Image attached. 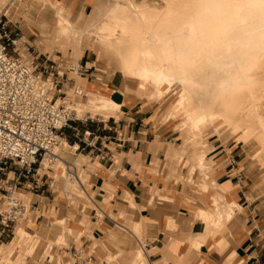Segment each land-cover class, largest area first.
<instances>
[{
    "label": "bare ground",
    "instance_id": "1",
    "mask_svg": "<svg viewBox=\"0 0 264 264\" xmlns=\"http://www.w3.org/2000/svg\"><path fill=\"white\" fill-rule=\"evenodd\" d=\"M36 1L56 11L53 41L65 50L72 45L79 58L80 47L86 41L83 48L97 57L102 54L115 61L121 81L139 91L148 89L149 99L155 97L160 101L166 93L173 92L172 107L158 118L162 123L178 121L175 130L183 141L178 147L169 146L170 155L178 156V162L187 161L189 170L195 172L190 175L198 174L203 186L210 179L203 143V131L207 128H212L218 136L235 137L239 143L251 147L252 161L264 170V8L259 0H160L163 5L159 7L146 1L115 0L94 11L87 22L83 18L72 21L66 7L52 0ZM75 66H79L78 60ZM75 77L78 79V74ZM83 91L84 84L78 80L73 93L67 95L66 108L76 118L120 119L119 104L90 92L84 96ZM60 142L55 150L57 159L50 165L45 162L40 174L52 169L53 187L63 180L59 186L65 192L68 206H76V201L86 207V201L94 204L82 177L77 175L85 158L78 156L69 168L66 158L75 154L77 146H70L63 139ZM175 177L183 180L185 174ZM68 189L75 193H66ZM125 200L130 209L137 207L130 195ZM232 203L227 205L224 197L216 194L214 211H200L197 218L211 233L218 231L238 212L239 206ZM51 218L44 233L36 234L29 245L23 243L27 248L43 238L49 239L50 231L56 232L57 223L62 225V230L54 233L57 235L54 241L57 243L64 237L69 240L71 219L66 214ZM118 227L136 242L144 237L141 222L132 220ZM24 234L28 236L25 231ZM138 245V249L135 245L129 249L132 250L128 262H122L119 252L112 253L108 263L150 264L145 247ZM192 247L198 249L199 243L194 242ZM5 264L10 261L7 259Z\"/></svg>",
    "mask_w": 264,
    "mask_h": 264
},
{
    "label": "crops",
    "instance_id": "2",
    "mask_svg": "<svg viewBox=\"0 0 264 264\" xmlns=\"http://www.w3.org/2000/svg\"><path fill=\"white\" fill-rule=\"evenodd\" d=\"M52 2L65 6L75 20L85 19L84 14L90 6V0ZM8 14L6 11V18ZM21 35L23 36V32ZM57 55L53 56L54 61L63 60ZM77 60L87 71L78 76V80L84 84L83 95L87 92L101 93L121 107L120 119L103 123L101 130L88 129L85 126L92 134L88 140L76 138L73 134L69 140L64 137L72 146L79 147L77 152L81 154L85 152L87 155L96 156V150L101 147L109 150L108 154L112 156L108 163L97 161L90 166L89 193L95 207L98 208L97 204L101 206L98 209L103 216L99 218L96 213L90 212L89 220L85 219L79 214L80 210L66 204L64 194L61 196L53 190V185L40 193H29L32 196L31 203L37 205L43 215L41 219L33 217L24 228L28 233L29 244L34 241L36 234L44 233L49 227V216L66 214L71 219V236H75L78 242L76 244L71 240L67 246L72 249L82 248L85 256L90 255V264L99 261L106 264L109 261L112 253L110 247L118 244L115 229L118 225L129 224L132 220L142 223L150 264H264V228L261 227L264 225V216L261 215V206L257 203L264 195L261 191L264 170L261 169L259 176L251 163L248 147L239 142L232 141L225 145L218 139H203L207 150L206 159L209 161L210 179L207 186H203L199 175H190V172L183 173L187 174V178L177 180L176 174H181L177 164L184 160L178 162V156L172 158L168 148L170 145L178 147L182 143L180 133L154 124L157 115H151L143 100L126 93L129 86L119 82L115 74L107 75L96 64L92 55L83 52ZM207 130L203 131V135ZM84 141L90 146L94 144V148H85ZM79 156L86 159V156ZM70 157L66 158L67 162L76 159V155ZM82 167L84 171L85 166ZM47 179L52 184V178L47 176ZM190 179L195 185L187 182ZM216 194L223 196L227 205L231 202L237 204L239 210L235 211L227 224L224 223L218 231L211 233L210 228L197 218V214L207 209L214 211ZM129 195L137 205L135 209H130L127 205L125 198ZM145 198H148V203H145ZM61 226L57 223V233L51 230L50 240L43 238L34 246L38 248L40 242L44 245L46 241H54L57 237L55 234L62 230ZM14 240L15 231L13 239L0 245V248L9 247L13 243L18 248L17 245L21 244ZM192 242L199 243V250L192 247ZM97 245L106 252L105 257L101 252L95 251ZM37 248L32 256L27 252L19 253L13 261L22 257L24 264H40L45 248L42 254L39 250V255L31 260ZM118 251L121 253L122 262H128L129 253L125 254L126 251L121 249Z\"/></svg>",
    "mask_w": 264,
    "mask_h": 264
},
{
    "label": "built area",
    "instance_id": "3",
    "mask_svg": "<svg viewBox=\"0 0 264 264\" xmlns=\"http://www.w3.org/2000/svg\"><path fill=\"white\" fill-rule=\"evenodd\" d=\"M2 18L5 19L2 22ZM18 37V39H17ZM22 46V47H21ZM29 56L25 59L21 55ZM7 53V55H6ZM25 56V55H24ZM87 71L54 61L24 41L18 24L0 16V191L4 208L0 211V243L12 240L16 226L42 218L37 205L20 198V192L40 193L51 188L46 174H40L44 163L53 164L58 155L63 131L71 128L73 114L67 110V95L76 85V74ZM76 138L92 137L87 129L75 132ZM85 148H94L86 141ZM79 147L75 150L77 152ZM95 159L108 163L109 150L99 147ZM69 168L72 164H68ZM12 175V178L9 176ZM75 264H90L82 248H65Z\"/></svg>",
    "mask_w": 264,
    "mask_h": 264
},
{
    "label": "rangeland",
    "instance_id": "4",
    "mask_svg": "<svg viewBox=\"0 0 264 264\" xmlns=\"http://www.w3.org/2000/svg\"><path fill=\"white\" fill-rule=\"evenodd\" d=\"M113 1H115V0H90V6L88 7L87 12L84 14L85 22L89 21L90 16L94 11H97V9L102 8L106 4H109ZM135 1H137L138 3L145 2V1L148 3L150 2L149 3L150 5H156L158 7L163 5L160 0H135ZM101 5H103V6H101ZM0 6H1L0 7V16L5 14L6 11H8L9 14L7 15V18H8L7 20L10 21L12 24H18V26L21 30V33L23 32V37H25L24 41H27L28 43L32 44L36 48V51H39L41 54H50L52 57L55 54H58L57 56L60 57L61 59H63L64 61H66L69 66L76 64V62H77V50L72 45L69 46L67 48V50H64V47L62 45H60L58 43L56 44L53 41V38H54L55 33H56L55 25H54V20H55L54 18L56 16V11L51 6L45 5V3L38 2L36 0H7V1L6 0H0ZM3 9H4V11H3ZM75 19H76L75 17H71L72 21H75ZM4 21H5V19L2 18V22H4ZM26 21H28V22H26ZM86 44H87L86 41H83L82 47H80L81 52L82 53L86 52L87 54L92 55L93 60L96 62V64L98 66L100 65L102 67V70L105 71V73L107 75L111 76L112 74H115L117 80L119 82H121V75L116 68L115 61L109 59L106 56L102 57V54H100V56L97 57L89 49L83 48L84 45H86ZM21 54H22V56L25 55L23 52V49H21ZM23 57L25 59L29 58V56H27V55H25ZM76 81H78V79H76ZM122 86L124 87L123 83H122ZM126 89H128V92H126V93H129L130 95L131 94L135 95L137 98L143 100L148 105V107L151 111V115H154V116L157 115V119L154 122V124H157L159 126H163L164 128H167L169 130L177 132L175 130V126L178 123V121H171L169 123L161 124L162 122L158 118V116L162 112H165L169 108L172 107L173 102H174V97L172 96L173 92L166 93L164 95L163 99L158 101V100H156L157 98H155V97L151 98V99L148 98V96H147L148 89L139 91L135 86H132V85ZM96 94L98 96L105 97L101 93H96ZM142 94H143V96H142ZM84 96H85V94H84ZM75 101H79V100L76 99ZM68 102H69V99H68ZM73 119H74V121L71 124V128L63 131L62 139L65 140L66 142H68V140L72 138L71 137L72 134L75 136L76 131H80L82 133V130L86 129L85 126H87L88 129L99 128L101 130V128L103 127V123L108 122V121H103L102 119H99V118H89V117L76 118V115L74 113H73ZM112 120L113 119H111L110 121H112ZM164 124H166V125H164ZM207 129H205V130H207ZM99 132H101V131H99ZM64 137H67V139L68 138L69 139L66 140ZM203 139L206 141H208L209 139H218L225 145L228 144L229 142H232V141L238 142L237 138H235V137L231 138V137H228L226 135H222V137L219 138L217 136V134L214 133L213 129H208L204 133ZM178 143H180V142H178ZM67 144H69L70 146L73 145V144H70L69 142ZM158 146H159V144H158ZM248 149H249L248 154L250 156L251 163H252L253 167L256 169L257 173H259V176H261V168H260L261 166L256 161H252L251 155H252L253 150L251 147ZM74 155H76V160H78L79 155L86 156V159L81 163V165L85 166V169H84V171H83V168L81 169V171L77 170V175L79 178L82 177L81 181L83 183V186L85 189H87L89 191V189H90V183H89V181H90V166L93 162H97L98 159L94 160L95 154L87 155V153H85V152H83L82 154L80 152H75ZM72 163L73 162H68V164H72ZM177 165H178V171L182 174L185 172L195 173L193 170L192 171L189 170L190 167L188 166L187 161H182ZM48 170L43 171V172H44V174H46V176H48L49 178H52L50 175V172H52V169H48ZM197 176H198V174H197ZM9 178H12V175H10ZM185 178H187V174L185 175ZM262 180L264 182V178H262ZM62 181L63 180H61V182L57 181L54 184L53 190H56L57 193L60 194L61 196L63 194L65 196V192L62 190V186L61 185L59 186V183L62 184ZM187 182L189 184H192L190 180H188ZM66 193L73 195L75 192L72 193L71 189H68ZM20 195H21L20 198H22L23 200H27L28 202H31L32 196L30 194H27V193L21 191ZM89 196L92 198L90 193H89ZM77 203H78V201H76V206H77ZM86 203L88 204L87 207L84 206L83 203H78V207L80 206V209L78 207L76 208V206H71V208H75V210L77 209L78 211L80 210L81 212L79 211V214L87 220H89L90 212H93V214L96 213L98 217L102 218L101 216H99L100 210L98 208L99 207L101 208V206L99 204H97L98 208H96L95 204H90L87 201H86ZM3 208H4V200H2V197L0 196V211ZM70 216L73 218L72 215H70ZM57 217H59V216H57ZM50 218L51 217L49 216L47 224H50V220L52 219V218L51 219ZM27 225L28 224L18 225L16 230H15L14 242L21 244V245H17L18 248L14 247V243L9 247L2 246L0 248V264H5V261L7 259L10 261V264H24V262L22 261L23 258H21V257H19V259H17L15 262L13 261L15 259V257L17 256V254H19V253L25 254L27 252V254L29 256L33 255L35 249L37 248V246H36L37 244L35 245L36 248H35L34 244L30 247V249L27 248L28 247L27 245H29V242L27 241L29 237L24 234V228ZM114 232L118 235V238H117L118 244L116 245V247H114V246L110 247V250L112 253H119V251H118L119 249L126 251V252H124L125 254L130 253L131 250L134 249L135 247H137L136 249H138L140 247L138 245L139 243L142 244V246H144V247L146 246L144 237L138 239L139 242H136L132 238L131 235H129L127 232L123 231V229L121 230L120 227H117ZM23 235H24V237H23ZM25 236H26V238H25ZM64 239H65V237L62 240H60V241H62V243H58V240L56 243L55 242L56 240H55V241H46V243L43 245V242H40L38 244V248H37L38 251L36 250V252H35L36 254H34V256L31 258V260H34L35 256L39 255V250H41L40 254H42V251L44 250V248L47 245V247L45 248L44 257L42 259V262H40V264H49V262L51 264H70V263L75 264L74 260L70 259L69 256L66 255L63 251L61 252V251H57V250L65 249V248L69 247L67 245L70 243L71 240H73V242L78 244L77 238L75 236L70 235L68 243H67V240L66 239L64 240ZM9 242H10V240H4L0 243V245L7 244ZM23 243L27 244V245L25 246ZM134 245H135V247H134ZM10 247H13V249H11ZM131 247H133V248L131 250H129ZM31 249H34V250H31ZM98 250L99 251L101 250V247L99 245H97V248L95 251H98ZM100 252L105 257L106 252H104V253H102V251H100ZM112 253H111V256H112ZM45 260H47L48 262H45ZM96 264H101V262L99 261ZM106 264H109V263L106 262Z\"/></svg>",
    "mask_w": 264,
    "mask_h": 264
},
{
    "label": "snow or ice",
    "instance_id": "5",
    "mask_svg": "<svg viewBox=\"0 0 264 264\" xmlns=\"http://www.w3.org/2000/svg\"><path fill=\"white\" fill-rule=\"evenodd\" d=\"M259 4H260L261 8H264V0H259ZM101 6H103V5H101ZM17 39H18V37H17ZM6 55H7V53H6ZM25 55H27V54H25ZM242 182H243V176H241V183ZM261 191L264 192V185L261 186ZM153 195H155V193ZM145 203H148V198H145ZM257 203L261 206V215L264 216V195H262L260 197V199L257 201ZM137 227H139V225ZM261 227L264 228V225H261ZM262 242H264V241H262ZM58 243H62V241H58ZM262 259H264V253H262ZM84 264H87V262L85 261ZM252 264H255V262H252Z\"/></svg>",
    "mask_w": 264,
    "mask_h": 264
}]
</instances>
